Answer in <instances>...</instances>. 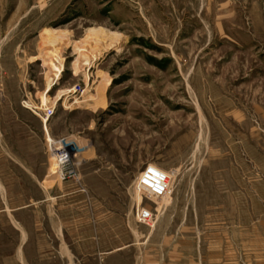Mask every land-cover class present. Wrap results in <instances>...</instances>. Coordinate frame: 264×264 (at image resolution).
Returning <instances> with one entry per match:
<instances>
[{
	"label": "rangeland",
	"instance_id": "rangeland-1",
	"mask_svg": "<svg viewBox=\"0 0 264 264\" xmlns=\"http://www.w3.org/2000/svg\"><path fill=\"white\" fill-rule=\"evenodd\" d=\"M0 264H264V0H0Z\"/></svg>",
	"mask_w": 264,
	"mask_h": 264
},
{
	"label": "built area",
	"instance_id": "built-area-1",
	"mask_svg": "<svg viewBox=\"0 0 264 264\" xmlns=\"http://www.w3.org/2000/svg\"><path fill=\"white\" fill-rule=\"evenodd\" d=\"M58 147H53L54 158L56 162V170L61 182H72L77 177V171L73 165L72 151L64 144V140L55 141ZM63 144V145H61ZM139 184L147 192L153 195L164 193L169 183V176L166 172L159 168L148 165L140 175ZM153 215L148 209H141L138 213V221L140 223H148L152 220Z\"/></svg>",
	"mask_w": 264,
	"mask_h": 264
},
{
	"label": "bare ground",
	"instance_id": "bare-ground-1",
	"mask_svg": "<svg viewBox=\"0 0 264 264\" xmlns=\"http://www.w3.org/2000/svg\"><path fill=\"white\" fill-rule=\"evenodd\" d=\"M43 31H44L43 32L44 35L52 34L51 30L45 29ZM86 54H87V52L84 51V58L86 59V62H88L89 60L86 58ZM94 58H96V57L94 56ZM42 60H43L44 63H46L47 65H49L51 67V71L49 72V75L52 76V78L50 79V83H52L53 81L58 79L59 74L62 71L61 58L57 54H53V51H52L51 54H47L46 52L44 54H42ZM44 101H45V104H44L43 108L45 109L47 107V99L45 98ZM43 120H44L45 131H46V140H47L48 144H51L52 143V139H51V137H50V135H49V133L47 131V127H46V121L47 120L45 118ZM51 150H54V149H51ZM86 155L87 154H85V153L81 154L82 157H86ZM78 158H80V157H78ZM46 182H47L48 186H51L54 183H60V179L58 178V172L56 170V162H55V158H54V153L52 154V158L50 160Z\"/></svg>",
	"mask_w": 264,
	"mask_h": 264
}]
</instances>
